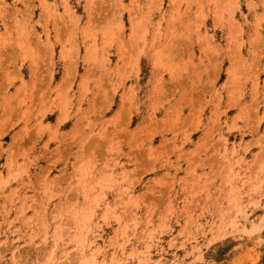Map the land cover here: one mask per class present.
Returning a JSON list of instances; mask_svg holds the SVG:
<instances>
[{
	"label": "rangeland",
	"instance_id": "rangeland-1",
	"mask_svg": "<svg viewBox=\"0 0 264 264\" xmlns=\"http://www.w3.org/2000/svg\"><path fill=\"white\" fill-rule=\"evenodd\" d=\"M0 264H264V0H0Z\"/></svg>",
	"mask_w": 264,
	"mask_h": 264
}]
</instances>
